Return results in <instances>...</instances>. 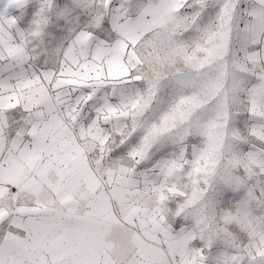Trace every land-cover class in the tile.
Masks as SVG:
<instances>
[{
	"label": "snow or ice",
	"instance_id": "snow-or-ice-1",
	"mask_svg": "<svg viewBox=\"0 0 264 264\" xmlns=\"http://www.w3.org/2000/svg\"><path fill=\"white\" fill-rule=\"evenodd\" d=\"M0 264H264V0H0Z\"/></svg>",
	"mask_w": 264,
	"mask_h": 264
}]
</instances>
